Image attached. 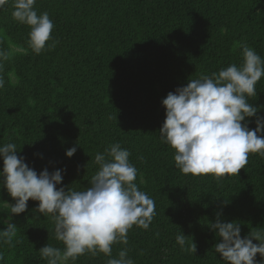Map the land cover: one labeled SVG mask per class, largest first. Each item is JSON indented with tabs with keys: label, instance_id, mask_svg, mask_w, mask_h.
<instances>
[{
	"label": "trees",
	"instance_id": "obj_1",
	"mask_svg": "<svg viewBox=\"0 0 264 264\" xmlns=\"http://www.w3.org/2000/svg\"><path fill=\"white\" fill-rule=\"evenodd\" d=\"M34 7L38 15L48 12L57 42L49 49L47 41L40 54L29 46L30 28L13 19V0L0 8V52L7 57L0 58V146L15 143L37 174L64 169L57 187L82 191L98 171L95 154L119 142L138 170L139 190L155 201L149 228L134 225L127 244L112 245L111 257L86 252L63 264H107L124 249L134 264H226L214 251L222 238L208 227L216 212L240 223L242 238L264 232V156L250 153L237 175L183 174L159 134L169 92L202 73L240 66L242 45L264 59V0H36ZM256 90L247 99L264 117V77ZM246 119L255 129L256 118ZM8 203L15 201L0 186V230L17 226L11 245L0 241V264H48L42 246L64 250L38 201L30 199L19 215ZM181 232L185 247L196 244L195 254L177 244Z\"/></svg>",
	"mask_w": 264,
	"mask_h": 264
},
{
	"label": "clouds",
	"instance_id": "obj_2",
	"mask_svg": "<svg viewBox=\"0 0 264 264\" xmlns=\"http://www.w3.org/2000/svg\"><path fill=\"white\" fill-rule=\"evenodd\" d=\"M8 0H0L3 8ZM36 0H13L12 17L30 28L29 46L40 54L46 46L51 49L57 43L51 36L54 23L48 12L37 14ZM243 63L231 64L218 73L201 74L188 80L186 86L177 87L162 99L165 120L159 130L160 140L175 150V166L183 174L212 175L221 178L237 175L245 168L250 153L264 156V117L259 108L248 102L257 96L256 84L264 77V59L251 47L241 46ZM0 58L6 54L0 52ZM5 85L0 76V89ZM255 117V129L249 128V120ZM243 122V123H242ZM77 143V142H76ZM78 145V144H77ZM77 147L66 151L71 158ZM15 143L0 146V186L6 188L15 201L9 204L11 214L26 212L28 201H38V210L49 215L54 222L55 238L62 241L64 250L45 244L38 251L48 264H63L68 259L102 252L111 257L112 245L127 244V233L135 225L147 230L152 223L155 201L135 183L137 168L130 163V152L119 142L110 144L103 153L97 152L94 162L98 171L91 177L90 186L78 191L61 185L64 169L51 173L45 168L39 174L18 156ZM222 213L216 212V221L208 227L221 239L214 245L226 264H264V232L255 231L241 237L237 221L223 222ZM16 224L7 222L0 230V241L12 244ZM187 237L176 236V242L189 253H196L192 241L185 247ZM259 243H253V241ZM257 253L261 260H256ZM4 257L0 254V260ZM107 264H134L127 250L119 252V258H110Z\"/></svg>",
	"mask_w": 264,
	"mask_h": 264
}]
</instances>
